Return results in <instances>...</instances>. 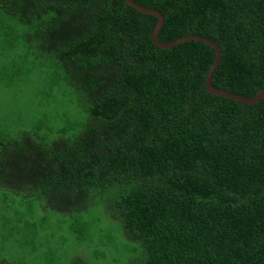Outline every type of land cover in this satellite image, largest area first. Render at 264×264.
Segmentation results:
<instances>
[{
    "label": "trees",
    "instance_id": "obj_1",
    "mask_svg": "<svg viewBox=\"0 0 264 264\" xmlns=\"http://www.w3.org/2000/svg\"><path fill=\"white\" fill-rule=\"evenodd\" d=\"M134 1L165 16L161 42L220 46L216 88L264 90V0ZM0 21L87 114L50 142L1 139L0 191L65 216L99 210L134 244L129 264H264V100L208 91L211 45L158 47L159 18L126 0H0Z\"/></svg>",
    "mask_w": 264,
    "mask_h": 264
},
{
    "label": "rangeland",
    "instance_id": "obj_2",
    "mask_svg": "<svg viewBox=\"0 0 264 264\" xmlns=\"http://www.w3.org/2000/svg\"><path fill=\"white\" fill-rule=\"evenodd\" d=\"M0 27L8 25L0 21ZM20 41L14 32L0 36V140L33 132L50 142L78 133L87 118L82 96L72 87L59 86L52 68ZM77 225L86 227L82 243L72 234ZM133 246L121 226L99 210L65 216L39 202L25 203L12 191H0V259L70 264L80 256L89 264H129Z\"/></svg>",
    "mask_w": 264,
    "mask_h": 264
},
{
    "label": "water",
    "instance_id": "obj_3",
    "mask_svg": "<svg viewBox=\"0 0 264 264\" xmlns=\"http://www.w3.org/2000/svg\"><path fill=\"white\" fill-rule=\"evenodd\" d=\"M126 1L129 4H131L133 7L137 8L138 10H140L141 12L146 13V14L155 15V16H157L159 18V20H160L159 21V25L155 29V32H154V35H153L154 42H155V44L158 47L167 49V48L174 47L176 45H179L181 43H184V42H187V41H190V40H199V41L208 43L209 45H211L217 51L216 62L212 66V69H211V71L209 73V76H208V91L210 93L215 94V95H219V96H223V97H227V98H230V99L242 102V103H246V104H249V105L257 104V103H260L262 100H264V90L260 91L259 94L257 96H255V97H245V96H242V95L230 93V92L225 91V90H221V89L216 88L214 86L212 77H213V74H214L215 70L220 65V62L222 60V50H221L220 46L216 42H214L213 40H211V39H209L207 37H203V36H191V37L184 38L182 40H179V41H176V42H173V43H169V44L163 43V42H161L159 40V33L162 30V27L164 26L165 16L161 12H159L157 10H152V9H147L145 7H142L141 5H139L134 0H126Z\"/></svg>",
    "mask_w": 264,
    "mask_h": 264
}]
</instances>
